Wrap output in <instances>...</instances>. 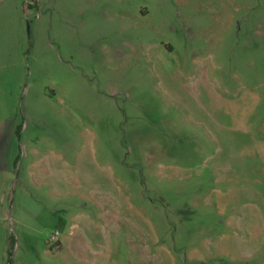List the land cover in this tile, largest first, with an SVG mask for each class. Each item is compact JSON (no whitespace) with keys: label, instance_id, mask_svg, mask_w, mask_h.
I'll use <instances>...</instances> for the list:
<instances>
[{"label":"rangeland","instance_id":"obj_1","mask_svg":"<svg viewBox=\"0 0 264 264\" xmlns=\"http://www.w3.org/2000/svg\"><path fill=\"white\" fill-rule=\"evenodd\" d=\"M0 264H264V0H0Z\"/></svg>","mask_w":264,"mask_h":264}]
</instances>
